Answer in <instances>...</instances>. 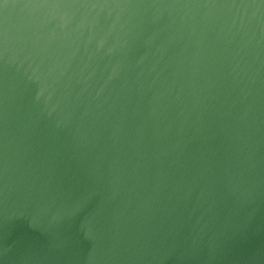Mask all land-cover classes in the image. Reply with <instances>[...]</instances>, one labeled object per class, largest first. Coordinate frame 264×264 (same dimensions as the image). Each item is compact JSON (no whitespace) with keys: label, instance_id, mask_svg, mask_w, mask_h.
<instances>
[{"label":"water","instance_id":"obj_1","mask_svg":"<svg viewBox=\"0 0 264 264\" xmlns=\"http://www.w3.org/2000/svg\"><path fill=\"white\" fill-rule=\"evenodd\" d=\"M0 264H264V0H0Z\"/></svg>","mask_w":264,"mask_h":264}]
</instances>
